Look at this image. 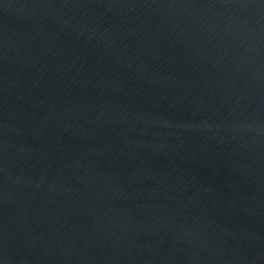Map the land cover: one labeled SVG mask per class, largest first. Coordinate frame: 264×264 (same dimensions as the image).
I'll return each instance as SVG.
<instances>
[{"label": "water", "instance_id": "obj_1", "mask_svg": "<svg viewBox=\"0 0 264 264\" xmlns=\"http://www.w3.org/2000/svg\"><path fill=\"white\" fill-rule=\"evenodd\" d=\"M0 264H264V0H0Z\"/></svg>", "mask_w": 264, "mask_h": 264}]
</instances>
